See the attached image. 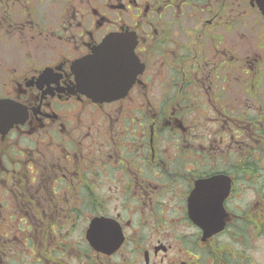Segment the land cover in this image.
I'll use <instances>...</instances> for the list:
<instances>
[{
    "label": "flooded vegetation",
    "instance_id": "1",
    "mask_svg": "<svg viewBox=\"0 0 264 264\" xmlns=\"http://www.w3.org/2000/svg\"><path fill=\"white\" fill-rule=\"evenodd\" d=\"M0 264H264V0H0Z\"/></svg>",
    "mask_w": 264,
    "mask_h": 264
}]
</instances>
